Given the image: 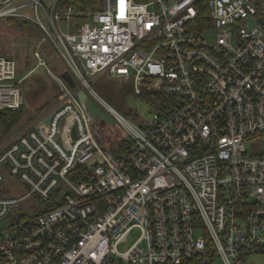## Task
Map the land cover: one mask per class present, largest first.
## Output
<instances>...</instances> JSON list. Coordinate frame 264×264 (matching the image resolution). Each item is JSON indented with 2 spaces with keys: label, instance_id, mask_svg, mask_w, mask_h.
Listing matches in <instances>:
<instances>
[{
  "label": "built area",
  "instance_id": "2783aa9c",
  "mask_svg": "<svg viewBox=\"0 0 264 264\" xmlns=\"http://www.w3.org/2000/svg\"><path fill=\"white\" fill-rule=\"evenodd\" d=\"M62 1L0 0V20L36 25L75 83L55 77L60 103L0 143V264L263 255L264 0ZM16 69L0 55V110L23 104ZM99 74L166 98L139 124L103 102L124 133L114 149L86 107Z\"/></svg>",
  "mask_w": 264,
  "mask_h": 264
},
{
  "label": "rangeland",
  "instance_id": "374dc122",
  "mask_svg": "<svg viewBox=\"0 0 264 264\" xmlns=\"http://www.w3.org/2000/svg\"><path fill=\"white\" fill-rule=\"evenodd\" d=\"M39 50L45 66L37 64L33 56ZM0 55H11L17 63V78H22L23 111L19 121L9 131L10 134L33 124L40 115L57 106L62 99V92L55 77L63 70L64 62L48 39L44 40L42 31L33 23L16 18L0 20ZM109 89L115 105L106 100L97 88ZM125 86V87H124ZM91 87L97 94H89L86 107L95 130L97 141L105 149H114L122 140L124 133L112 115L104 107L106 102L130 121L139 124L146 121L155 111L152 105L138 97L132 85L124 80L108 77L106 74L95 76ZM122 87L125 89L123 90ZM122 89V90H120ZM98 96V97H97ZM44 105L42 108L41 106ZM129 113L127 117L125 113ZM139 231H131L127 242L131 244ZM121 246L120 249H122ZM245 264H264L263 255H251Z\"/></svg>",
  "mask_w": 264,
  "mask_h": 264
},
{
  "label": "trees",
  "instance_id": "16d2710c",
  "mask_svg": "<svg viewBox=\"0 0 264 264\" xmlns=\"http://www.w3.org/2000/svg\"><path fill=\"white\" fill-rule=\"evenodd\" d=\"M62 3L65 5H72L74 9H76L77 11H88V10L98 9L99 6L101 5V0H63ZM66 70L67 68L65 66L63 70L60 71V73ZM23 81L24 79H22L21 83ZM21 83H20V86H21ZM124 87H122L123 90L125 89ZM102 88L99 87L97 89L100 90L101 94L106 98L107 101L112 103L114 106L118 107L117 105H115L113 97H111L112 96L111 91L109 89H106L104 91V89ZM22 94H23V91H22ZM137 96L140 97L142 100L146 101L147 103H149L150 105L156 106L158 110L162 111V109L159 108V106L157 105L165 101L166 98L160 93L154 92V91L153 92L143 91L141 94ZM43 106L44 105H42L41 108ZM22 113L23 111L21 110V108L19 110H0V143L2 142L3 139L7 137L12 127L19 121L20 117L22 116ZM124 113L127 117L129 116V113H126V112Z\"/></svg>",
  "mask_w": 264,
  "mask_h": 264
},
{
  "label": "water",
  "instance_id": "95a60500",
  "mask_svg": "<svg viewBox=\"0 0 264 264\" xmlns=\"http://www.w3.org/2000/svg\"><path fill=\"white\" fill-rule=\"evenodd\" d=\"M59 77L62 79V80H64L70 87H74L75 86V83H74V81H73V79H72V77H71V75L69 74V72L68 71H63V72H61L60 74H59ZM78 97L80 98V99H83L84 98V93L82 92V91H79L78 92ZM49 121V117H47L46 119H45V122H48ZM72 135L74 136V130L72 131Z\"/></svg>",
  "mask_w": 264,
  "mask_h": 264
}]
</instances>
